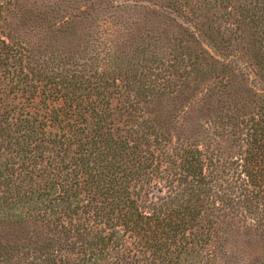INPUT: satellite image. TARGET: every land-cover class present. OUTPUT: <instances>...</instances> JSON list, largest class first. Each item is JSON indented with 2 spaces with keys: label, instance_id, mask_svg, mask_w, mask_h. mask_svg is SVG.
Instances as JSON below:
<instances>
[{
  "label": "trees",
  "instance_id": "1",
  "mask_svg": "<svg viewBox=\"0 0 264 264\" xmlns=\"http://www.w3.org/2000/svg\"><path fill=\"white\" fill-rule=\"evenodd\" d=\"M15 1L0 0V264H264V97L243 96L225 51L246 30L261 52L256 1L221 5L237 22L221 53L208 2L122 5L194 22L170 60L154 27L128 41L113 21L84 57L39 52L12 36ZM189 82L177 133L167 90Z\"/></svg>",
  "mask_w": 264,
  "mask_h": 264
},
{
  "label": "rangeland",
  "instance_id": "2",
  "mask_svg": "<svg viewBox=\"0 0 264 264\" xmlns=\"http://www.w3.org/2000/svg\"><path fill=\"white\" fill-rule=\"evenodd\" d=\"M164 1L142 0L140 2L143 5H151L152 3L162 5L165 3ZM187 1L196 4H200V2L210 3L211 47L214 52L221 53L222 46L216 32L226 30L237 23L230 19L233 15L220 19L223 13L221 5L225 1H230V5H239L246 0H224L222 4H220V0ZM255 1L257 15L264 14V10H259V2L261 1L264 4V0ZM124 4L133 5L130 0H101L94 3H90L89 0H16L11 7L13 10L9 16V27L12 29L13 37L26 43L34 50L44 53L56 50L63 53H74L79 56L91 53L92 47L98 45L97 40L104 25L112 21L114 27H117V29L119 27L122 36H128V41H136L135 38L145 35L146 31L151 32L152 27H154L156 29L155 33H158L161 37L159 39L162 46L166 48L163 50L164 54L162 53L165 60H170L172 55H178L181 52L178 49L172 52V48L179 47L180 40H183L182 45H184V40L190 38V41L191 37L194 36V22L189 23L178 19L176 23H171L168 18L160 17V23H156V19L136 11L137 9L133 10L131 7L120 9ZM212 12L215 13L211 19ZM233 12L236 16V10ZM156 27H158V30ZM242 29H244V26H242ZM261 32V52L258 50L259 43H252V37L246 30L242 32L240 43L234 41L233 45L231 44L228 50H225L231 55H237V57L231 56L226 59L229 66L235 69L234 73L237 80L242 84L240 87L244 91V97L258 96L253 93H260L261 97H264V78H261V80L260 76L254 72L256 68L252 67V64L255 63L253 58L255 56L258 57L256 60L264 63V24L260 28ZM125 39L123 37V41ZM120 44H118L119 49L123 48V42H120ZM234 44L242 47V49L233 50ZM202 45H205V42H202ZM191 50L194 51V43ZM217 56L222 58L220 55ZM260 72L264 73L262 70ZM173 89L172 84L167 90L170 94H167L166 97H178L179 99L168 100L163 112L172 113V116L180 113L182 117L176 124V131L177 133H184L187 129L186 121L192 120L194 117V97L197 95L196 92L201 90V87L194 85V82H189L183 87L181 94L174 93L175 90ZM209 93L211 97H219L218 88L216 87ZM176 108H178V111L175 110Z\"/></svg>",
  "mask_w": 264,
  "mask_h": 264
}]
</instances>
